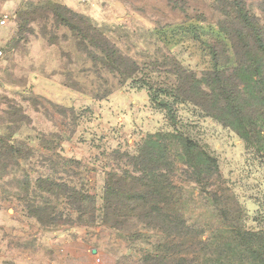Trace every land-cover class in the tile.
<instances>
[{
	"label": "rangeland",
	"instance_id": "obj_1",
	"mask_svg": "<svg viewBox=\"0 0 264 264\" xmlns=\"http://www.w3.org/2000/svg\"><path fill=\"white\" fill-rule=\"evenodd\" d=\"M62 7L85 16L134 74H120L116 59L105 66L87 37L60 23ZM6 12L0 139L19 153L0 161V264H239L210 246L227 225L232 243L257 232L264 245V152L185 99L209 90L214 68L248 62L244 15L264 37V0H10ZM149 86L159 90L152 98ZM174 132L203 146L218 176L192 182L171 147L176 166L162 172L183 219L117 211L116 188L107 192L117 181L141 190L133 157L145 138Z\"/></svg>",
	"mask_w": 264,
	"mask_h": 264
},
{
	"label": "trees",
	"instance_id": "obj_2",
	"mask_svg": "<svg viewBox=\"0 0 264 264\" xmlns=\"http://www.w3.org/2000/svg\"><path fill=\"white\" fill-rule=\"evenodd\" d=\"M61 9L64 13H57L60 23L77 31L81 36L87 37L92 45L102 53V63L105 66L111 60L116 59V67L119 68L120 74L126 77H131L134 74L135 64L132 63V68L126 65V60L115 49H110L111 47L107 45V39L97 30L91 29V26L89 27L85 16L74 13L65 7ZM245 15L246 30L252 39L250 46H247L252 49L251 54L247 57L248 62H239L233 67L231 73L227 74L224 69L214 68L211 72L213 77L208 82L209 90L197 95L186 94L185 99L215 116L225 125L232 126L246 143L264 152V132H262L264 129V102L258 101L260 95L264 97V37L258 23L253 18H249L247 14ZM248 20L252 23H247ZM248 84H250V88L254 89L244 93ZM149 87V97L152 98L159 90L152 86ZM162 101V105L172 121L173 106L166 100L162 99ZM171 147L175 149L174 157L181 159L182 164L190 170L192 182L202 184L204 179L212 177L213 174L218 176V165L214 157L198 142L178 132L149 135L143 141L138 154L133 157V164L138 167V171L141 173L138 185L141 190L131 191L132 188H128L127 184L121 181L115 182L112 188H110V183L108 184L110 190L107 192V196L112 193L114 187L116 188V203L113 207L117 211H120L122 207L140 209L144 219L152 218L167 224L172 223L170 217L180 221L183 219L182 216L185 212L181 200L174 191L176 186L174 180L167 178L162 172L170 171L173 166H176L175 160L174 163L171 162L173 159L170 153ZM18 151L15 145L0 139V161L5 160L8 163L14 155L19 153ZM124 192L135 194V197L125 196ZM208 194L210 197L213 196L210 192ZM105 202L106 206H112L113 201H110V198L107 197ZM35 217L40 219L38 214H35ZM176 224H173L175 225L173 228L178 227ZM230 226L227 225L223 231L221 230L218 235L219 239L210 244V246L213 244L212 250L215 251V256L218 257L225 251H228L227 255H231L233 251L239 264H264V245L258 242L259 233L243 234L241 237L238 232L235 238L238 242L234 244L230 238L235 233L232 234L234 231ZM247 238L254 240V243L246 245Z\"/></svg>",
	"mask_w": 264,
	"mask_h": 264
},
{
	"label": "built area",
	"instance_id": "obj_3",
	"mask_svg": "<svg viewBox=\"0 0 264 264\" xmlns=\"http://www.w3.org/2000/svg\"><path fill=\"white\" fill-rule=\"evenodd\" d=\"M82 2H84V3H87V2H90L91 0H81ZM7 17H8V14H6V13H4V14H2L1 16H0V26H2V25H4L5 24V22H6V20H7ZM3 51H2V49L0 48V60L3 58ZM95 260L97 261V262H99L100 261V259L97 257V258H95Z\"/></svg>",
	"mask_w": 264,
	"mask_h": 264
},
{
	"label": "crops",
	"instance_id": "obj_4",
	"mask_svg": "<svg viewBox=\"0 0 264 264\" xmlns=\"http://www.w3.org/2000/svg\"><path fill=\"white\" fill-rule=\"evenodd\" d=\"M9 2L10 0H0V16L4 13L7 14L6 9L9 7ZM4 25L0 26V33L3 29ZM0 44H1V39H0Z\"/></svg>",
	"mask_w": 264,
	"mask_h": 264
}]
</instances>
